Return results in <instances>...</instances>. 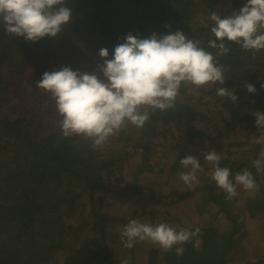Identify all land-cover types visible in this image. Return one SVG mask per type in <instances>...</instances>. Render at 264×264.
Wrapping results in <instances>:
<instances>
[{
	"label": "trees",
	"instance_id": "1",
	"mask_svg": "<svg viewBox=\"0 0 264 264\" xmlns=\"http://www.w3.org/2000/svg\"><path fill=\"white\" fill-rule=\"evenodd\" d=\"M122 1L128 3L126 7L130 3L138 7L136 11L123 13V20L112 14L115 9L110 0H66L64 6L72 10L71 20L62 26L56 37H44L38 43L6 35L0 21V47H5L0 51V77L5 80L13 74L11 65L24 71L16 82L17 86L14 84L5 92L0 86V264H74L76 261L81 264H122L125 259H129L130 264H148V241H137L127 249L120 236L130 220L144 218L147 221L151 213L154 214L153 225L168 223L188 230L200 228L202 243L198 248L188 247V256L193 262L183 258L184 250L183 255H176L175 259L170 252H163L162 257L155 254L151 256L150 264H167L170 258L174 264H209V252L223 243L230 245L219 263L224 264L241 248L237 240L239 233L248 226L255 229L263 225L264 207L259 206L264 200V175L258 174L255 167L248 166L244 160L238 161L240 152L232 147L254 139L256 153L264 149V143L255 142L264 135V130L257 129L254 116L256 111L264 112V88L261 87L264 84V50L253 59L250 51L242 50L233 42L225 41L230 49L226 54H218V48L208 46L209 40L215 39L210 31L213 26L210 13L229 16L246 0H199L196 14L186 10L190 0ZM177 30L189 39L198 40L201 47L216 57L227 74L225 83L230 82L228 88L235 89L240 99L233 103L225 97L217 106L213 92L182 85L179 96H188L185 108L157 110L146 122L145 127L160 141L155 144L154 137L142 133L139 136L142 140L132 148H139L141 152L147 150V153L130 157L119 174L114 171L115 166L110 167L112 182L117 183L116 186H101L99 177L92 178L91 175L88 185L87 175L92 163L104 171L111 161L118 162L123 157L108 162L112 154L93 150L90 140L82 136H63L55 101L50 94L36 88V82L42 78L39 73L44 72L43 65L47 63L46 72H49L65 64L74 65L79 55H90L95 69L98 63H102L99 50L107 48L111 59L115 46L123 43L129 32L146 38L152 32L164 35ZM15 40L19 45L6 46V42ZM25 59L27 64L23 65ZM97 75L102 74L97 72ZM245 83L255 86L254 95L247 92ZM222 86L226 87V84ZM197 90L200 93L195 96ZM227 107L235 112L234 116L225 112ZM175 114L181 119L179 123L178 120L171 121ZM235 119H244L246 128L227 130ZM181 123L191 129L189 133L183 135L180 132ZM246 132L253 135L248 137L244 134ZM119 136L123 142L124 129ZM131 140L129 137L126 142ZM110 147L104 146L105 149ZM212 150L222 154L220 166L228 167L232 177L244 169L250 170L258 189L245 191L242 186H237L238 195L227 199L226 193L210 178L213 166L204 160L203 152ZM187 155L198 157L204 169L199 173V185L187 191L170 188L171 193L165 196L160 191L161 184L154 182L165 174H156L157 169L166 171L165 181L179 176V162ZM84 182L88 186H84L80 194L77 184ZM151 184L158 186L152 188ZM128 197L138 208L141 207V211H134L145 213L133 214L129 218L121 210L115 212L117 219L111 224L109 206L112 203H107L106 199L121 204L127 203ZM168 197L180 198L181 214L172 216L165 207L158 206V211L145 209L168 203ZM198 197H203L206 206L189 212L187 199L197 200ZM210 207L213 208L207 210ZM204 214L207 216L200 218ZM168 216L176 220L171 222ZM77 218L82 226H70ZM222 225L234 226L233 233L224 236L219 231ZM117 228L119 234L115 233ZM154 259L157 260L153 262ZM261 264H264V256Z\"/></svg>",
	"mask_w": 264,
	"mask_h": 264
},
{
	"label": "clouds",
	"instance_id": "2",
	"mask_svg": "<svg viewBox=\"0 0 264 264\" xmlns=\"http://www.w3.org/2000/svg\"><path fill=\"white\" fill-rule=\"evenodd\" d=\"M65 4L66 0H0V21L6 35L31 42L54 38L72 18V10ZM209 19L213 22L210 31L215 39L209 40L208 46L218 48V54L230 50L225 41L250 51L253 59L264 50V0H246L231 15L221 17L212 12ZM123 40L115 46L111 59L108 49L101 48L102 63L90 73L65 66L45 72L36 82V88L50 94L55 101L63 136H82L91 141L93 150L103 148L128 124L143 129L157 110L174 109L182 85L199 89L209 84H225L223 67L216 57L180 30L164 35L152 32L146 38L129 32ZM97 71L102 75H97ZM244 87L253 95L257 91L251 83H245ZM217 95L233 103L240 99L235 89L227 87L217 88ZM254 116L257 129L264 130V112L256 111ZM255 142L264 143V135ZM203 156L213 165L210 178L226 193L227 199L238 195L237 186L245 191L258 189L250 170L244 169L232 177L228 167L220 166L222 157L217 151H205ZM179 163L187 170L179 172V179L189 189L198 186L199 173L204 171L199 158L187 155ZM252 163L257 173L264 175V149ZM200 234L198 227L188 230L132 219L123 227L120 239L127 249L137 241H148L164 252L175 248L180 256L184 244L193 243L196 248L201 245ZM122 264H130V260L125 259Z\"/></svg>",
	"mask_w": 264,
	"mask_h": 264
},
{
	"label": "rangeland",
	"instance_id": "3",
	"mask_svg": "<svg viewBox=\"0 0 264 264\" xmlns=\"http://www.w3.org/2000/svg\"><path fill=\"white\" fill-rule=\"evenodd\" d=\"M129 2H131V1L129 0ZM199 2H200L199 0H190L189 5L186 7L187 12H189L190 14H194V13L196 14ZM127 4H128L127 2H124L122 0H110V5H112V7L115 9V11H113L112 14H114V16L116 18L123 20L125 18L123 16V13H126L127 11L133 12V11H136L138 9V7L136 5H134L133 3H130L129 7H126ZM193 22H197V21H193ZM36 43H38V42H36ZM8 45L11 47H15L16 45H19V43H18V41L15 40L12 42L10 41L9 43L6 42V46H8ZM4 48L5 47H0V51H2ZM8 55H9V57H11L12 53L10 52ZM93 56H95V54H93ZM77 60L78 61L76 63H74V65L70 64L67 67H71L73 70H79L81 72H85L86 70H96V67L94 69L95 65L93 64V60L90 58V55H88V56L79 55V58ZM26 64H27V59H25V61L23 62V65H26ZM65 66H66V64H65ZM65 66H63V67H65ZM59 67L60 68L56 69L57 71L62 68V66H59ZM11 69L13 70L12 75L7 76L5 78V80H2L0 77V86L4 92L8 91L9 87L12 88L14 84H15V86H17L16 82L18 81V78H19L21 72H24L20 68L15 69L14 65H11ZM40 69H37V70L40 71ZM47 70H48V68H47V63H46V65L45 64L43 65V71L44 72L39 73V76H42ZM223 71H224V75L226 76L227 74L225 73V70H223ZM229 83L230 82L225 83L227 88H228ZM181 87L183 88V86H181ZM219 87H223V86L220 85L219 83H217L214 85L213 84L206 85L200 89H202V90L206 89L209 92H213L212 93V94H214L213 98L217 99V104H215V105L219 106L222 104V102L225 99V97H220L217 95V88H219ZM187 93H190V92L187 90ZM198 93H200V90H197V92L195 93V96H197L196 94H198ZM187 99H188L187 95H186V97H180L178 95L176 102H175V108H185V106H186L185 103L187 102ZM225 112L226 113L228 112L232 116H234V113H235L232 111L231 107H227ZM159 118H161V117H159ZM172 120H178V123H179V120H181V119L179 118V116L177 114H175L174 118L171 117V121ZM179 126L180 127H178V128L181 129L180 132L183 135L189 133L191 130L190 128H186V126L183 125V123L179 124ZM245 128H246V124H245L244 119L243 120L235 119V121L232 123V125L229 128H227V130H241V129L244 130ZM124 130H125V136L122 137L123 142H121V137L119 136L121 134V131H120L114 137L110 138L109 144L108 143L106 144V145L111 146L109 149H105L104 147L100 148V150L107 151L110 154H112L111 159H107L108 162L110 160H117L118 156H120V157L122 156L123 159L121 161L117 160L118 162L111 161L109 166L106 169H104V171L102 169H99L98 166H96L92 163L89 166V175H87L88 185L90 182L89 180L91 178L90 177V175H91L92 178L93 177H99L101 186H109L112 184H114L116 186L117 183L112 182L113 177L111 175L112 172H110L111 171L110 167L115 166L114 171L119 174L122 171V168L124 166V162L127 161L130 157H134L136 155H144V153H147V150H144L141 152V150L139 148H137V149L132 148L138 141L142 140V139H139V136L140 135L142 136V133L144 135H148L151 138L154 137L153 139H154L155 144H157L160 141V139L159 140L155 139L154 134L151 133L145 126L143 127V129H138L135 126H133V125L129 126V124H128ZM183 130H185V131L182 132ZM244 134L248 135V137L253 135L250 132H246ZM129 137H131L132 140L130 142H126ZM253 140L254 139H252L251 141L246 142V143H239V144L234 145L232 147L233 150H235V151L238 150L240 152V155L238 156L237 160L238 161L244 160L248 166H253V163H252L253 160L257 159L259 156V154H257L255 151V146L253 145L254 144ZM112 141H114L115 143L112 144ZM228 141L230 143V139H228L227 142ZM253 151L255 153H253ZM221 156H222V154H221ZM152 157L156 158V156H154V155ZM118 163H120V164H118ZM211 166H213V165H211ZM181 170H182V168L180 167V172H181ZM97 173L99 174L98 176H97ZM163 173H165V174H163ZM156 174H163L161 177L159 176L160 178L156 179L154 182H158L161 184V186L163 188H160V187L159 188H160V191H163V194H165V196H167L169 194V192L172 191L170 188H174L177 191H179V190H181V191L190 190L188 187H186V185L181 180L179 181V176H173L170 179H166L168 181H165L166 171H164L163 168H158ZM161 178H163V179H161ZM88 185L85 184V182L81 183V185L77 184V189L79 190V193L81 194L82 188L84 186H88ZM152 186H154V188H156L158 186V184L157 185L151 184V187ZM168 199H169L168 203L165 202V203H162L160 205H155V207H153V208L151 207V208H145V209H149V211H151V210L158 211L159 209H157V207H156V206H158V207H165L166 210H168L169 214L172 216H175L176 214L177 215L181 214L183 209H182V203H181L180 198L168 197ZM202 199H203V197H198L197 200H195V198H188L186 201V204L189 206V212L191 210H199L202 207H205L206 204H204L202 202ZM80 201H82V199H80ZM106 201H107V203H108V201L110 203H112L109 206L110 213H111V215L109 216L111 224H114V220L117 219L116 218L117 215L115 214V212H118L121 210H123L125 212V214H127V216H129V218L133 214H140L141 215V214L145 213V212L141 213V212L134 211V210L141 211V207L138 208L135 205V203L131 197H128L127 203H125V201H124V203H121V204H119L118 201H113L112 199L108 200V198L106 199ZM262 206L264 207V200L261 201V205L259 206V208H262ZM107 207L108 206H106V208ZM106 208H105V211L107 212ZM212 208L213 207L207 208V210H210ZM154 211H152V212H154ZM253 212H255V211H252V213ZM153 215H154L153 213L149 214L150 217L147 218V221L144 218H141V220H139V221L152 224V222L154 220ZM195 216L199 217L198 214H196ZM205 216H207V214H204L200 218H204ZM215 216H217V214H215ZM168 217L171 220V222H173L172 220H176L173 217H170V216H168ZM70 226H72L74 228H79L78 226H82V222H80L79 218H77L76 220L71 222ZM233 227L230 225H227V226L222 225V226H220L219 231L223 232L224 236H228L231 233H233L232 232L234 229ZM262 227L264 228V219H263V225L261 227H258L255 229H250L248 226L245 228V230L243 229V231H241L237 237V240L240 242L241 248H238L239 250L233 252L228 257V260L224 264H261L262 258L264 256V231H262ZM237 232H238V228H237ZM115 233L116 234L120 233L118 228L115 230ZM223 244H220L219 247L216 246L217 248H214L211 252H209L208 259H207V262L209 264H219L221 262L223 252L226 251L225 249L229 248V246H230L227 244H224V245ZM236 244H238V243H236ZM147 245H148V248L150 250V253H149L150 259H151V256H154L155 254H159L162 257V254L164 251L162 249L160 251H158L157 249H160V247L158 245H153L150 242H147ZM189 246H193V243H187V244L183 245V247L186 251L183 258L186 259L187 261L191 260V262H193L194 260L188 256V247ZM170 256H172L173 259H175L177 257L176 253H175V248L170 252ZM161 257H159V259ZM150 259H148V264L151 263ZM155 260H157V259H154L152 261L155 262ZM74 264H81V263L79 261H76V262H74ZM167 264H174V261L170 258L167 261ZM195 264H196V262H195Z\"/></svg>",
	"mask_w": 264,
	"mask_h": 264
}]
</instances>
